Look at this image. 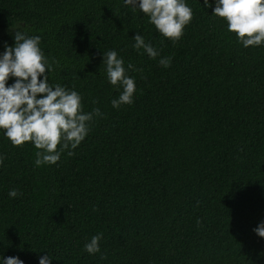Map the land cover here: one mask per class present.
I'll list each match as a JSON object with an SVG mask.
<instances>
[{
  "label": "trees",
  "instance_id": "obj_1",
  "mask_svg": "<svg viewBox=\"0 0 264 264\" xmlns=\"http://www.w3.org/2000/svg\"><path fill=\"white\" fill-rule=\"evenodd\" d=\"M186 3L193 17L173 43L123 0H0V52L24 25L41 37L49 83L102 113L51 165L35 166L31 142L13 146L0 132V257L264 264L253 231L264 220V46L243 47L203 0ZM139 33L171 57L168 68L133 49ZM107 50L137 69L131 105L110 104L120 89L107 81ZM97 233L90 255L83 246Z\"/></svg>",
  "mask_w": 264,
  "mask_h": 264
},
{
  "label": "clouds",
  "instance_id": "obj_2",
  "mask_svg": "<svg viewBox=\"0 0 264 264\" xmlns=\"http://www.w3.org/2000/svg\"><path fill=\"white\" fill-rule=\"evenodd\" d=\"M123 3L146 15L154 29L173 43L183 35L184 27L193 17L186 0H123ZM203 6L212 7L211 15L222 18L238 44L245 48L264 46V0H212L211 5L209 0H203ZM24 29V25H18L12 46L5 44L0 52V132L13 146L31 142L37 149L34 164L39 167L55 164L62 152L73 155L72 150L88 135L94 118L102 113L98 108L84 112L81 95L76 90L49 83L52 63L40 47L41 37L29 36ZM132 40L133 49H142L150 59L159 57L158 64L163 68L170 66L171 57H161L159 50L146 42L141 33L135 34ZM102 63L108 83L120 89L119 95L111 99V106L115 109L131 105L136 83L128 73L137 69L131 63L125 66L115 50L102 53ZM10 77L14 82L7 84ZM3 160L4 156L0 155V163ZM19 194L16 188L7 193L9 198ZM253 231L264 238V220ZM102 235H93L84 244V251L90 255L100 252ZM52 259L45 252L38 258V264H51ZM0 264L24 262L12 256L0 257Z\"/></svg>",
  "mask_w": 264,
  "mask_h": 264
}]
</instances>
